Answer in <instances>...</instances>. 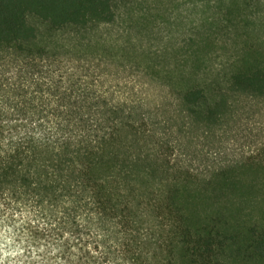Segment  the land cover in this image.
<instances>
[{"label":"trees","instance_id":"trees-1","mask_svg":"<svg viewBox=\"0 0 264 264\" xmlns=\"http://www.w3.org/2000/svg\"><path fill=\"white\" fill-rule=\"evenodd\" d=\"M120 1L0 0V190L57 264H264V42L168 60Z\"/></svg>","mask_w":264,"mask_h":264},{"label":"rangeland","instance_id":"rangeland-1","mask_svg":"<svg viewBox=\"0 0 264 264\" xmlns=\"http://www.w3.org/2000/svg\"><path fill=\"white\" fill-rule=\"evenodd\" d=\"M247 6L238 10L228 0H122L117 4L114 28L129 29L132 34L139 30L143 45L168 60L185 59L190 46L209 34L217 41L218 53L208 58L218 62L245 44L264 42V0ZM149 92L156 94L153 89ZM244 146L240 140L230 141L219 156L239 155L246 150Z\"/></svg>","mask_w":264,"mask_h":264},{"label":"clouds","instance_id":"clouds-1","mask_svg":"<svg viewBox=\"0 0 264 264\" xmlns=\"http://www.w3.org/2000/svg\"><path fill=\"white\" fill-rule=\"evenodd\" d=\"M33 215L19 189L0 190V264H57L59 248L34 235Z\"/></svg>","mask_w":264,"mask_h":264}]
</instances>
